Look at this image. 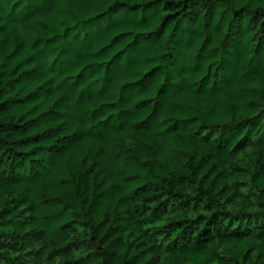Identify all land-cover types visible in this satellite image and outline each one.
<instances>
[{
	"label": "trees",
	"instance_id": "trees-1",
	"mask_svg": "<svg viewBox=\"0 0 264 264\" xmlns=\"http://www.w3.org/2000/svg\"><path fill=\"white\" fill-rule=\"evenodd\" d=\"M0 264H264V0H0Z\"/></svg>",
	"mask_w": 264,
	"mask_h": 264
}]
</instances>
